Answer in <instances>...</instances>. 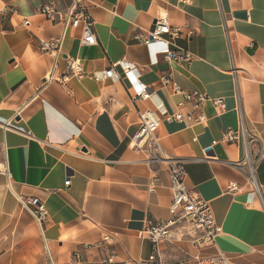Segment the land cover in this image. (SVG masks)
<instances>
[{
  "label": "crops",
  "instance_id": "1",
  "mask_svg": "<svg viewBox=\"0 0 264 264\" xmlns=\"http://www.w3.org/2000/svg\"><path fill=\"white\" fill-rule=\"evenodd\" d=\"M45 4L58 11L55 22L40 13ZM71 6L72 0H0V264H99L111 252L128 264L147 263V220L180 214L171 212L168 166H150L130 142L139 109L160 102L167 115L194 110L190 103L179 108L182 95L161 84L170 71L183 90L209 96L194 110L206 118L183 123L162 115L156 134L165 153L184 162L186 186L210 203L222 231L201 242L203 232L179 220L159 243L161 260L200 264L224 254L232 264H264V156L259 193L239 165L246 140L223 139L243 119L252 156L264 152V0H86L95 45H83L79 29L64 32L62 15ZM161 14L181 28L169 39L191 52V61L158 56L152 63L143 37ZM63 34V57L54 66L39 42ZM67 55L87 75L62 81ZM122 59L134 63L152 99L133 102L120 67V81L91 77ZM215 98H223L222 108ZM232 182L237 191L228 190ZM32 197L46 210L41 222L21 203Z\"/></svg>",
  "mask_w": 264,
  "mask_h": 264
},
{
  "label": "built area",
  "instance_id": "2",
  "mask_svg": "<svg viewBox=\"0 0 264 264\" xmlns=\"http://www.w3.org/2000/svg\"><path fill=\"white\" fill-rule=\"evenodd\" d=\"M40 13L47 19L55 22L57 20L58 11L51 4H45L40 7ZM62 22L67 29L80 30V42L83 45H95L98 42L95 21L87 10L86 0H72L70 9L62 15ZM181 28L174 27L169 23L166 14H161L155 19L152 30L143 37V42L147 46L152 63L158 62V56H163L169 62L176 61H191L193 54L187 50L175 49L170 41V37L174 33H179ZM65 34L59 38L50 40H40L39 48L43 52L51 53L54 57V66L58 64L60 58L63 57L62 47ZM120 67L127 74L128 79L133 88L131 99L133 102L152 99L154 91L147 86L142 80L133 62L122 59L111 64L108 69L96 70L91 74L97 82L111 80L117 82L121 80L120 73L117 68ZM87 75L84 71L82 63L79 59L66 56V71L62 74V81H66L69 76L83 77ZM54 78V70L45 79L46 82ZM161 84L168 88L172 94H180L183 100L178 103L179 108L190 103L194 110L199 109L209 96L205 92L195 90L188 92L183 90L178 82L174 79L172 71L163 74L160 77ZM213 104L217 109L222 108L223 98L212 99ZM193 111L183 113L181 110L174 115H167L163 105L160 102L155 104V108H144L138 110V129L131 138V147L145 154L144 161L150 166L155 164L165 163L168 166L170 178V190L172 194L171 212L180 214L176 220H168L166 222H156L147 220L145 228L142 231V236H147L153 243V251L146 264H163L160 257L161 240L170 238L171 227L179 220L186 221L193 230L203 232L199 239L201 242H214L217 235L222 231L221 226L216 222L212 206L209 202L202 199L199 194L186 186L187 171L184 162L177 157L168 156L160 144V138L156 134V130L161 124V116L167 115L169 121L175 120L183 123L202 122L206 116L204 113L196 115ZM248 130L243 122L239 129H230L224 136L225 141H239L241 138L245 142V157L239 165L247 169L246 177L250 186L259 192L256 172L259 159L264 156V152L260 156H252L250 148L251 140L248 137ZM68 179L65 184L68 185ZM239 186L232 182L228 186L229 191H237ZM260 193V192H259ZM25 209H27L39 222L43 221L46 213L44 206L39 198L32 197L26 200H21ZM105 240L108 237L104 238ZM99 264H128L125 260L117 259L114 252L103 258ZM142 264V263H139ZM200 264H232L231 261L224 255L218 254L201 259Z\"/></svg>",
  "mask_w": 264,
  "mask_h": 264
},
{
  "label": "water",
  "instance_id": "3",
  "mask_svg": "<svg viewBox=\"0 0 264 264\" xmlns=\"http://www.w3.org/2000/svg\"><path fill=\"white\" fill-rule=\"evenodd\" d=\"M237 17H241V18H245L247 15H246V12H237L235 14Z\"/></svg>",
  "mask_w": 264,
  "mask_h": 264
},
{
  "label": "bare ground",
  "instance_id": "4",
  "mask_svg": "<svg viewBox=\"0 0 264 264\" xmlns=\"http://www.w3.org/2000/svg\"><path fill=\"white\" fill-rule=\"evenodd\" d=\"M7 186V185H6Z\"/></svg>",
  "mask_w": 264,
  "mask_h": 264
}]
</instances>
